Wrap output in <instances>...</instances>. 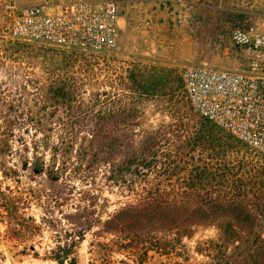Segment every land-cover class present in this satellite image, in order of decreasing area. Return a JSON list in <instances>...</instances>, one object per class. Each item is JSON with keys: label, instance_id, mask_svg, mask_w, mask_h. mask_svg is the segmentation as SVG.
Instances as JSON below:
<instances>
[{"label": "trees", "instance_id": "1", "mask_svg": "<svg viewBox=\"0 0 264 264\" xmlns=\"http://www.w3.org/2000/svg\"><path fill=\"white\" fill-rule=\"evenodd\" d=\"M74 61L60 64L52 57L41 59L57 72L62 65L65 73L75 66ZM55 71H50L55 75L46 85L37 88L40 110L70 109L75 101L71 77L61 78ZM163 74L155 68L147 76L129 72L127 83L121 79L128 97L118 99L115 113L95 111L93 120L98 126L88 139L68 130L55 146L48 147L42 139L49 163L38 152L35 140L23 141L9 126L11 105L0 113L2 181L16 182V170L8 165V159L15 156L31 177L46 180L50 199L58 207L68 201L57 186L67 171L78 179H93L102 173L108 185L129 195L128 201L102 221L93 218L91 209L65 215L71 229L56 234L47 250L46 258L55 264H79L76 248L94 224L100 227L98 236H111L119 243L118 252L138 251L140 244L148 243V251L163 255L176 250L182 240L192 239L197 230L210 228L215 233L206 240V248L195 249L209 259L208 264H264V157L194 112L184 95L175 94L179 81ZM149 104L169 110L173 122L137 140L118 128L124 123L137 124L140 110ZM109 122L117 128L109 127ZM40 134L44 137L46 132ZM13 142L20 144L18 151ZM84 199L92 205L93 197L87 194ZM23 210L18 197L0 185V222L7 241L30 240L39 233L40 221L55 228L44 217L39 222L24 217Z\"/></svg>", "mask_w": 264, "mask_h": 264}, {"label": "rangeland", "instance_id": "2", "mask_svg": "<svg viewBox=\"0 0 264 264\" xmlns=\"http://www.w3.org/2000/svg\"><path fill=\"white\" fill-rule=\"evenodd\" d=\"M56 1L0 0V113L4 114L8 111V105H11L9 126L23 141L35 140L39 146L38 152L46 163H49L50 156L47 148H41L42 139L48 147L55 146L66 130L76 137L88 139L98 126L93 120L95 111L115 113L119 107L118 99L128 97L129 92L124 88L121 79L127 83V75L131 71L147 76L152 68H155V71L162 69L163 75H167L170 81H179V89L175 94L184 95L180 78L183 66L171 65V61H168L174 57V53L143 52V45L131 42L133 39L126 34L119 33L117 48L114 51L99 53L30 42L14 43L9 38L7 29L14 13L13 7ZM230 7V4L222 3L221 8L212 16L215 22L207 29L210 34L216 35L212 42L216 46L220 45L217 50L208 52V65L222 68L240 67V56L229 40L230 32L239 26L232 19ZM43 57H52L54 62L60 64L69 59L75 60V66L67 68L69 73H65L66 68L62 65L57 66L60 68L57 72L49 65L42 64ZM50 71H55L61 78L66 77V74L71 77L75 87V101L70 109L48 107L40 110L41 97L37 88L46 85L49 79L54 77L55 74L52 75ZM140 111L142 114L136 120L137 124L124 123L118 127L127 131L126 133L135 140L145 132L154 131L173 122L169 110L163 106L149 104ZM51 112L53 116H50ZM108 124L113 129L117 128L114 122ZM41 131L46 132L44 137L40 134ZM12 146L16 151L20 149L18 143L13 142ZM8 165L16 170V182L2 181L0 178L2 188L8 187L10 193L23 203L24 217H33L37 222L44 217L53 222L55 228L50 229L40 221L41 227L37 235L26 242L15 244L5 239V226L0 222V264H55L46 258L49 256L47 250L53 246L52 240L56 234L71 229V223L65 215L91 209L93 218L102 221L129 200L126 192L108 185L102 173H98L93 179L88 176L78 179L67 171L58 180L57 186L62 195H67L68 201L58 207L53 199H50L51 191L44 178L31 177L20 166L15 156L8 159ZM87 194L93 197L92 205L84 199ZM99 232L100 227L94 224L76 248L75 255L79 264H208L209 259L195 249H205L206 240L215 233L210 228L199 229L192 239L182 240L176 250L163 255L148 251V243L140 244L138 251L129 249L118 252L119 243L114 242L111 236H98ZM23 249L25 254L21 252ZM34 251L38 253V257L32 256Z\"/></svg>", "mask_w": 264, "mask_h": 264}, {"label": "built area", "instance_id": "3", "mask_svg": "<svg viewBox=\"0 0 264 264\" xmlns=\"http://www.w3.org/2000/svg\"><path fill=\"white\" fill-rule=\"evenodd\" d=\"M13 8L7 29L13 41L93 53L117 48V0H57ZM229 40L240 56V67L187 64L180 73L183 93L199 116L264 157V33L236 27Z\"/></svg>", "mask_w": 264, "mask_h": 264}, {"label": "crops", "instance_id": "4", "mask_svg": "<svg viewBox=\"0 0 264 264\" xmlns=\"http://www.w3.org/2000/svg\"><path fill=\"white\" fill-rule=\"evenodd\" d=\"M224 2L231 5V16L238 27L264 33V0H183L179 5L158 0H117L119 33L143 45V52L174 53L168 60L171 65L207 64L208 52L220 46L212 42L216 35L207 29Z\"/></svg>", "mask_w": 264, "mask_h": 264}]
</instances>
